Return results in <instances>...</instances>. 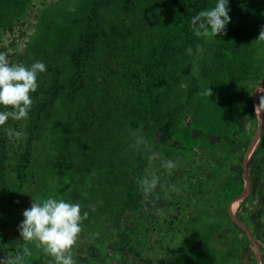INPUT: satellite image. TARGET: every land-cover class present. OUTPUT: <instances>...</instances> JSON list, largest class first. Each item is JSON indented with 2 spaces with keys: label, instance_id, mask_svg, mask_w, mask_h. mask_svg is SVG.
<instances>
[{
  "label": "rangeland",
  "instance_id": "1",
  "mask_svg": "<svg viewBox=\"0 0 264 264\" xmlns=\"http://www.w3.org/2000/svg\"><path fill=\"white\" fill-rule=\"evenodd\" d=\"M216 3L0 0V52L47 68L0 126V256L53 264L18 225L56 198L88 212L76 264H264V0H229L226 34L197 38Z\"/></svg>",
  "mask_w": 264,
  "mask_h": 264
},
{
  "label": "clouds",
  "instance_id": "2",
  "mask_svg": "<svg viewBox=\"0 0 264 264\" xmlns=\"http://www.w3.org/2000/svg\"><path fill=\"white\" fill-rule=\"evenodd\" d=\"M229 0H217L215 7L200 11L191 20L192 30L197 38L217 37L226 34V27L231 21L229 16ZM259 38L264 39V30ZM197 52L203 53L202 46L197 45ZM189 55L193 49H187ZM46 65L36 61L30 66L11 64L6 52H0V106L10 111H0V126L13 120H26L33 105L32 93L38 89V75L46 72ZM211 96V88L204 93ZM260 108H264V96L260 97ZM142 137L136 139V145L144 144ZM164 167L171 170L176 165L173 161L163 162ZM159 177L152 174L151 179L141 178L139 183L145 195L152 193L158 185ZM24 219L18 225L20 237L27 242H35L37 247L52 257L53 264H76L72 255L73 246L83 231V222L88 212H82L79 203L65 199L47 198L43 201L31 202V206L23 211ZM22 254L30 255L27 248L18 250L14 258L0 256V264H22Z\"/></svg>",
  "mask_w": 264,
  "mask_h": 264
},
{
  "label": "trees",
  "instance_id": "3",
  "mask_svg": "<svg viewBox=\"0 0 264 264\" xmlns=\"http://www.w3.org/2000/svg\"><path fill=\"white\" fill-rule=\"evenodd\" d=\"M138 41H139L138 44H139L141 41L147 42V41H145L144 39L141 40L140 37H139ZM138 44H137V42H136V44H135V48L138 46ZM143 46H144V45H143ZM132 50H134V49H133L131 46H129V47H128V51L130 52V51H132ZM81 65H82L81 62L78 60L76 66H75V67H76V71H77V73L79 72L78 69L81 67Z\"/></svg>",
  "mask_w": 264,
  "mask_h": 264
}]
</instances>
